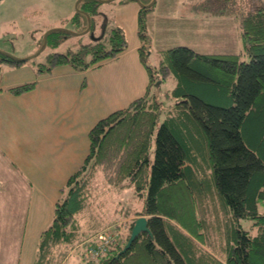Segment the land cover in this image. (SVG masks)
Returning <instances> with one entry per match:
<instances>
[{"label":"trees","instance_id":"16d2710c","mask_svg":"<svg viewBox=\"0 0 264 264\" xmlns=\"http://www.w3.org/2000/svg\"><path fill=\"white\" fill-rule=\"evenodd\" d=\"M93 2L97 4L83 0L79 7L91 12ZM247 3H200L212 14L241 15L242 53H203L176 45L161 49L159 65H152L146 46L139 48L150 75L148 90L90 129L89 152L63 187L66 193L57 200L53 221L41 234L34 264H62L67 252L88 236L80 214L93 199L92 217L100 218L92 190L98 169L109 183L122 186L129 180L144 203L130 211L135 216L127 223L124 241L110 244L104 254V250L93 254L98 259L85 258L79 264H264V211L259 208L264 201V2L250 7ZM151 9L139 8L138 31L144 42L149 41L146 12ZM67 18L77 24L76 30L87 27V17L79 10ZM65 35V31L50 32L48 44L57 45ZM109 43L99 40L76 52L54 51L41 70L51 71L60 64L87 69L118 56L128 47L121 27L113 28ZM87 52H91L89 60ZM243 54L249 59L243 60ZM22 61L0 52V66ZM172 73L177 77L172 92L176 100L165 107L151 88L158 78ZM35 84L26 82L8 90L21 94ZM143 214L153 237L141 232L116 258L134 218ZM243 217L253 219L254 233L243 227ZM112 224L102 219L94 232ZM213 228L220 233L218 240Z\"/></svg>","mask_w":264,"mask_h":264},{"label":"rangeland","instance_id":"374dc122","mask_svg":"<svg viewBox=\"0 0 264 264\" xmlns=\"http://www.w3.org/2000/svg\"><path fill=\"white\" fill-rule=\"evenodd\" d=\"M76 1L0 0V49L17 57H27L41 48L48 25L56 24L54 26H65L76 30L77 24L67 18L77 10ZM142 1L149 2L150 0ZM247 1L249 7L254 3L264 2V0ZM93 3L94 10H90L92 26L89 32L82 35L67 33L57 45L47 44L41 53L23 60L20 65L9 62L1 63L0 84L22 78L46 77L50 75L47 73L48 70L42 71L41 69L47 68L48 60L54 51L76 52L83 44L89 42L95 44L99 40L110 45L109 38L113 28L116 27H121L125 34L128 42L126 52L124 50L123 54L121 52L116 57L101 61L100 63H107L102 70L99 69L94 73H88V75H73L79 82L78 85H67L65 87L67 93L65 95L61 93L60 99L58 98L68 110V113L62 114V116L69 114L67 118H60L59 123H57V111H52L54 107L45 111L36 104L33 122L31 123V119L25 120L29 129L30 125L37 128L47 126L61 128L60 126L66 119L65 122L68 125L83 129V133H87L102 117L115 110L116 107L127 105L135 97L145 94L148 85L146 88L144 85L141 88L138 87L136 91L139 95L133 94L129 97L135 86L146 81L144 74H148L150 81V75L140 57L139 48L141 46H146L148 50L147 61L152 65H159L161 49L176 45H186L203 53L244 52L241 15L238 13L212 14L200 8L201 0H156L152 9L146 12L148 42L142 41L138 31L141 5L137 0H113L109 2L97 0V4ZM248 6L244 11H248ZM138 43L139 46L134 48V45ZM91 57V52H87L86 58L89 60ZM242 58L248 60L249 56L243 54ZM69 67L61 64L53 71L54 73H64ZM65 77L70 78L68 74H65ZM176 84L177 77L172 73L165 79L158 78L152 85L151 92H156L157 96L164 102V106L168 107L176 100L172 94ZM65 88L61 90H65ZM90 89L91 91L94 90L95 94L93 93L92 98L87 101L85 97L81 102L78 97L87 95L88 91L90 94ZM126 90H128L129 95H127ZM123 93L129 101L123 100L118 103ZM70 94L79 101V104L75 105L76 102L72 101ZM33 97V94L25 96L22 103L28 106L27 102L33 101ZM5 98L8 107L20 109L21 103L19 101L8 96L3 97L4 100ZM26 109H20V111L26 114ZM71 112L72 114H70ZM164 116L165 112L161 119ZM22 126L20 123L21 139H25L28 129L25 130L26 127ZM1 127L5 129L3 122L0 123ZM2 128L0 137L6 138L7 130L4 131ZM10 128H12L14 140L17 139L19 135L14 131V125L11 124ZM41 137L46 138L42 143L43 146L52 149V151L53 148L56 149L54 132L47 133L46 136L41 134ZM34 142L39 143L37 140ZM88 148L84 149V155L81 158L83 163L89 151ZM74 152L78 153V150ZM8 159L0 154V171L7 176L10 173L17 177V172L14 173L16 162L14 164ZM15 159L19 162V157H15ZM39 159L38 163L34 160L35 166L29 167V169L26 166L25 170L22 168V172H25L28 178L32 180L36 189L32 198L27 195L28 193L11 190L15 186L11 181L7 182L6 188L2 191L3 194H0L2 195L0 197V264H34L39 250L41 234L53 221L57 200L66 193L63 187H66L71 168L68 164L72 159L68 158L64 164L65 158L56 153L51 156V159L45 158V162H41ZM59 180H63L61 186ZM92 190L97 199L98 208L95 210L100 218L96 220L92 217L94 200L91 199V207L86 209L83 215L80 214L84 223L83 228L87 230L88 236L67 252L62 264H79L82 259L90 257L98 259V255H93L95 254L93 247L98 248L109 236L111 240L106 244L104 251L102 250V254L108 250L110 244L124 241L125 238L122 239V237H126L129 228L127 223L130 218L135 216L132 212L143 207L144 198L137 194L134 185L129 183V180H125L122 186L109 183L104 172L100 169L92 180ZM29 201L31 202L30 209L27 204ZM259 208L260 211H264V201H260ZM130 211L132 212L130 213ZM128 213L129 216L126 215ZM222 218L226 219L227 217L224 214ZM102 219L113 224L101 225L102 227L94 232ZM212 219L215 220L214 215ZM240 221L246 229L253 233L256 231L255 226H252V218L243 217ZM219 227L220 225H217V228ZM215 228H213V236L218 240L220 233ZM217 248L219 249V246ZM218 249L215 250L220 253Z\"/></svg>","mask_w":264,"mask_h":264},{"label":"crops","instance_id":"0c3cea01","mask_svg":"<svg viewBox=\"0 0 264 264\" xmlns=\"http://www.w3.org/2000/svg\"><path fill=\"white\" fill-rule=\"evenodd\" d=\"M54 25H56V24L48 25L47 29L54 26ZM138 46H139V43L134 45V48H136ZM124 52H126V50ZM124 52H122V54ZM63 65L70 66L64 72L65 74H68L70 76V78L65 77V74L62 72L54 73V71H53L54 68L59 66V65H56L55 67H53V69L51 71L47 72L50 74L49 76H46V77L42 76L41 78L37 77L35 79L34 78L33 79L32 78H22L19 80H13V81H9V82H5V83L0 84V123L3 122L5 129H3L2 127L1 128L4 131L7 130V134H8L6 136V138H4L3 136L0 137V154L4 158H9L8 159L9 162H13L14 164L16 162V164H15L16 167L14 169V173L17 172L16 174H18L17 177L10 174V173L7 176L4 174V172L0 171V194H3L2 191H3V189L6 188L7 182L11 181L15 185L12 187L11 190H14L16 192L19 191V192H23V193H28L27 195L32 198L33 194H35V192H36V189L34 187V184L32 183V180L28 178V176L25 174V172H22V168L25 170L26 166L28 167L27 169H29V167L35 166L34 165L35 161L38 163L39 158H40L39 160H41V162L42 161L45 162V160H44L45 158L51 159V156L53 154L55 155V153H56V154H59V156H62V158H65L64 164H66V162H67L66 160L68 158H71L72 160H71L70 164H68V166L71 167L70 172H69V176L74 171H76L77 168L80 167L81 164L83 163L81 161V158L84 155V149H86L87 147L90 148V138H89L90 129L87 133H83V129H79L77 127L68 125L65 122L66 119H65L63 125L60 126L61 128H59V127H48V126L37 128V127H33L30 125V129H29L28 124L25 122L26 119L27 120L31 119V123L33 122L32 118H34V107L36 104L42 110H45V111H49L52 107H54V109L52 111H55V110L57 111L56 112L57 113L56 117H58L57 123H59L60 118L61 119L65 118V117L67 118L69 114L67 116H65V115L62 116V114L68 113V110H66V108L64 107V103L61 100H58V98L60 99L61 93H64V95H65V93H67V90L65 88L67 85H70V84H73L75 86L78 85L79 82L77 81V79H75L73 77V75L77 76V74H79L81 76L82 74L88 75V73L89 74L94 73L99 69L102 70L107 65V63H102V64L97 65V66L93 65L87 69H77L70 64H63ZM144 76H146V81H144L142 84L135 86V88H134L135 92L132 91L129 97H131L133 94L139 95L137 93L138 91H136L138 89V87L141 88L144 85L146 88V85H148V82H149L148 74L147 75L144 74ZM33 81L36 82L35 86L32 89H30L26 92H23L21 94H15V93L8 90V88L11 86L23 84L26 82H33ZM84 81H85V79H84ZM84 81H83V83H84ZM63 88H65V90H61ZM81 91H83V90L81 89ZM126 92H128V90H126ZM93 93L95 94L94 90L91 91V89H90V94L88 91L87 95H82V96L78 97V99L81 102H83V100L86 97V101H87L90 98H92ZM32 94L34 96L33 101L27 102L28 106L24 105L22 103L24 97L27 95H32ZM127 95H129V92L127 93ZM141 95H144V94H140L139 96H141ZM4 96H8V97L12 98L13 100L19 101L21 103V105H20L21 110H25L27 107L28 110L26 109V114L24 112L20 111V109L17 107H12V106L8 107V105H6V98H5V100L3 99ZM70 96H71L72 101L76 102L75 105L79 104V101L75 97H73L71 94H70ZM123 100L129 101L128 98L125 97L124 93H123L121 99L118 100V103L123 101ZM127 105L118 106L116 108L119 109V108L125 107ZM63 108H64V111H63ZM116 108H115V110H116ZM113 111H111V112H113ZM19 113H21V115H19ZM70 114H72V112ZM20 123H21V125L24 126V128L26 127L25 130L28 129L27 130L28 137L26 134L25 139H21L22 137L20 134ZM11 124L14 125V131L19 135V137L17 136L18 138L15 140L13 137L14 135H12L13 134V131L11 130L12 128H10ZM1 128H0V133L2 134ZM52 132L55 133L54 139L56 141L54 144L56 149L53 148V151H52V149L50 150V149L46 148L45 146H43L42 143L46 140V138L41 137V134L46 136L47 133L51 134ZM35 134H36V137L34 138ZM36 140L39 143H35L34 141H36ZM12 147H14V148L12 149ZM77 150H78V153L74 152ZM9 151H10V154L8 155ZM15 157H19V162H17ZM49 163H47V164H49ZM59 163H60V161H59ZM69 176H68V178H69ZM15 177L18 179H16ZM13 178H15L14 179L15 181H13ZM68 178H67V180H68ZM59 181H60V186H61V181H63V180H59ZM0 197H2V195H0ZM27 204H28V207L30 209L31 202L29 201ZM26 222H27L26 223V225H27L28 224L27 219H26ZM21 243H23V241H21Z\"/></svg>","mask_w":264,"mask_h":264},{"label":"water","instance_id":"95a60500","mask_svg":"<svg viewBox=\"0 0 264 264\" xmlns=\"http://www.w3.org/2000/svg\"><path fill=\"white\" fill-rule=\"evenodd\" d=\"M81 1L82 0H77L75 5H76V9L81 11L82 13H84L88 18L87 27L84 30L79 31V30H75V29L65 27V26L50 27L44 33V40H43V44H42L41 48L38 51H36L34 54L29 55L27 57H17L15 55H13L12 53L4 51L2 49H0V52L4 53V54H6V55H8L14 59L26 60V59L31 58L33 56H37L39 53H41L46 48V46L48 44V34L52 31H65L68 34H72V35H82V34L89 32L91 29V26H92V18H91L89 11L84 10V9L79 7V3ZM99 1L109 2V1H113V0H99ZM137 1L140 3V5L142 7H146V8L152 7L154 5V3L156 2V0H150L149 2H144L142 0H137ZM141 232H147L151 235V237H153V232L151 231L149 224H148V216L144 215V214L139 215L134 219V223H133L130 235L128 237V240L125 243L124 247L116 255V258H118L120 256V254L124 253L126 250H128L131 247L132 243L134 242V240L138 237V235Z\"/></svg>","mask_w":264,"mask_h":264},{"label":"built area","instance_id":"2783aa9c","mask_svg":"<svg viewBox=\"0 0 264 264\" xmlns=\"http://www.w3.org/2000/svg\"><path fill=\"white\" fill-rule=\"evenodd\" d=\"M110 238H111L110 236L106 238L103 244H100L98 248L94 249V253L97 254L100 251L104 250L106 247V244L111 240Z\"/></svg>","mask_w":264,"mask_h":264}]
</instances>
